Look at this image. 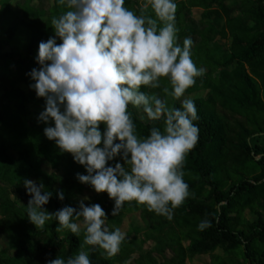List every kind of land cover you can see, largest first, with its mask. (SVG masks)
Here are the masks:
<instances>
[{
    "label": "trees",
    "instance_id": "16d2710c",
    "mask_svg": "<svg viewBox=\"0 0 264 264\" xmlns=\"http://www.w3.org/2000/svg\"><path fill=\"white\" fill-rule=\"evenodd\" d=\"M34 1L13 7L12 0H0V264L67 261L81 250L91 264H130L137 252L134 264H187L218 249L226 256L213 254L210 264H264V0H175L178 43L191 38V59L205 70L184 93L206 92L192 98L199 136L182 168L190 195L169 220L135 201L112 216L114 201L107 193L95 194L89 205L102 207L109 231L120 228L129 212L140 211L144 222L133 228L136 235L144 233V240L125 237L111 257L98 247H81L83 231L79 236L57 232L54 219L36 229L26 215L30 196L24 179L52 192L43 206L49 213L64 206L78 209L85 189H92L76 179V173L87 174L84 167L44 136L43 128L52 122L37 120L44 100L29 88L33 81L26 73L38 68L34 58L39 42L53 35L51 19L67 9L59 0ZM141 3L125 0L124 7L139 15ZM194 9L202 10L200 19ZM144 14L154 18L150 8ZM219 37L231 39L227 50ZM164 87L170 85L161 78L160 88L142 86L141 91L180 107V100L164 95ZM128 111L138 138L147 137L151 127L163 129L162 121H147L142 109L129 105ZM115 162L123 164L119 157L109 163ZM205 219L211 226L198 230ZM147 240L155 242L153 248H144Z\"/></svg>",
    "mask_w": 264,
    "mask_h": 264
},
{
    "label": "clouds",
    "instance_id": "9594fccd",
    "mask_svg": "<svg viewBox=\"0 0 264 264\" xmlns=\"http://www.w3.org/2000/svg\"><path fill=\"white\" fill-rule=\"evenodd\" d=\"M59 3L67 10L51 19L53 35L39 42L34 58L38 68L26 73L33 81L29 88L44 100L38 122H52L43 128L44 136L84 167L87 174L76 173L81 184L114 201L110 215L135 201L170 220L190 195L182 168L199 136L195 103L181 98L205 71L191 59V38L178 43L175 0H142L139 15L124 7L125 0ZM148 8L154 18L144 14ZM161 78L170 85L162 89L164 95L180 100V107L141 91L142 86L160 88ZM129 105L142 109L147 121H162L163 129L151 127L147 137L138 138ZM117 157L123 164L109 163ZM23 185L30 196L26 215L36 229L54 219L57 232L79 236L83 231L81 247H98L108 257L120 250L125 233L109 231L99 204L86 206L81 200L78 209L64 206L49 213L43 206L52 192L31 179ZM57 196L64 199L62 191ZM210 226L205 219L197 229ZM46 264L91 261L81 250L67 261L56 257Z\"/></svg>",
    "mask_w": 264,
    "mask_h": 264
},
{
    "label": "rangeland",
    "instance_id": "374dc122",
    "mask_svg": "<svg viewBox=\"0 0 264 264\" xmlns=\"http://www.w3.org/2000/svg\"><path fill=\"white\" fill-rule=\"evenodd\" d=\"M23 0H12V6L13 7H16V4L18 2H22ZM34 4H37L38 2L35 0L33 2ZM193 16L197 19H200L202 17V10L201 9H194L193 10ZM218 41L220 44H222L224 46V48L227 50L230 46V43H231V39L230 38H227V39H224L222 37H219L218 38ZM24 88L26 90H29L27 88V86L23 85ZM200 95H206V92L205 91H201V92H198L196 94H190L188 96H185L184 98H194V97H197V96H200ZM46 169L47 171L53 173L54 170L51 168L50 165H46ZM97 194L93 189H90V188H87L85 189L84 191V194L79 198V202L81 200H83V202L85 203L86 206L89 205V202L91 201L92 197ZM12 195H14V193H12ZM84 197H88L87 200H84ZM1 216V214H0ZM249 216V214H248ZM250 217V216H249ZM81 221H78V223H80ZM105 225L107 226V228L109 227L107 225V219H105ZM144 225V222L140 216V211H136V212H129L126 214L122 224L120 225V230L125 233V237H130V239H134L135 237H137V239L141 242V240H144L145 238V235L144 233H138L137 235L135 234L133 228L135 226H143ZM0 240H2V238H0ZM155 242L153 240H147L145 243H143V246L145 249H151L153 248ZM213 254H221L223 256H226L225 253H223L220 249L216 250L214 253H207V254H203V255H200V256H197L195 257L194 259H191V260H187V264H210L212 262V259H213ZM139 255V253H134L133 255V258L129 261L130 264H134V260L135 258H137ZM157 259L159 261H162L163 260V257L160 255V254H155Z\"/></svg>",
    "mask_w": 264,
    "mask_h": 264
}]
</instances>
